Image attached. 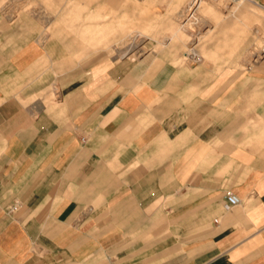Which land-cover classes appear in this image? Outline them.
<instances>
[{"label":"crops","instance_id":"crops-1","mask_svg":"<svg viewBox=\"0 0 264 264\" xmlns=\"http://www.w3.org/2000/svg\"><path fill=\"white\" fill-rule=\"evenodd\" d=\"M234 1L224 28L249 24ZM210 2L179 16L196 41ZM113 13L115 0H0V264H264V61H75L58 23L85 21L89 42ZM125 32L116 60L144 37ZM227 192L240 203L226 208Z\"/></svg>","mask_w":264,"mask_h":264},{"label":"rangeland","instance_id":"rangeland-1","mask_svg":"<svg viewBox=\"0 0 264 264\" xmlns=\"http://www.w3.org/2000/svg\"><path fill=\"white\" fill-rule=\"evenodd\" d=\"M188 1L189 0H115L116 14H113L116 15V18L111 17L104 19L113 20V28L102 36L90 35L91 38L95 39L96 37L94 41L86 35L89 42L86 38V40H83L85 36L81 35L82 32L79 30L81 24L85 23V21L77 19L62 21L58 23V26L73 34L76 49H78L74 58L77 62L83 61L89 56L87 59H90L92 63L107 59L109 63L127 62L133 64L148 56H161L163 58L161 61L168 60L178 69L200 66L204 68H216L217 65L224 67L236 66L248 69L264 61V10H260L259 7L248 0H243L238 11L247 18L249 24L244 26L231 24L230 26L228 23L230 28H224V23L222 24L221 20L224 16H229V10L224 11L223 6L227 4V7H231L235 5L236 1L219 0L217 2L216 0H212L214 1V3L210 2L212 5V12L205 18L209 21V24H207L209 26L202 30L203 33H205L206 30L211 31V35L207 33L208 35L203 38H201L200 35V38L198 37L199 39L196 41L195 37L187 31V29H189L194 32L195 29H198L199 26L196 21L193 19L190 20L188 13L186 17H184V21L179 18ZM22 8L25 11L30 10V7L26 5ZM80 15L84 16L85 13L83 11L81 13V10H76L73 15H69V17L75 18ZM230 18L233 19L232 17ZM101 20L103 19H89L88 21L96 23ZM186 23L190 25H186ZM184 24L186 27H183L180 37L174 40L168 38L174 32V29L182 27ZM127 30L134 32V35H137V31L143 32L144 37L140 39L136 38V40L140 42L138 46L139 50H137L136 47H129L128 50L133 53L116 60V56L112 54L110 48L114 44L113 42L118 43V48H125V42L122 43L121 39ZM198 33L199 31H196L195 34L198 35ZM226 35L238 37L236 38L234 46L235 50L226 49L225 46L222 45V42L219 44L217 43L218 46L215 44L218 40H223ZM97 38H99V40H97ZM232 45L233 42L229 43L230 47ZM193 48L198 52L205 51L209 53L205 56V63H194L190 60L193 55V52L190 50ZM257 53L260 54L259 58L254 57Z\"/></svg>","mask_w":264,"mask_h":264},{"label":"built area","instance_id":"built-area-1","mask_svg":"<svg viewBox=\"0 0 264 264\" xmlns=\"http://www.w3.org/2000/svg\"><path fill=\"white\" fill-rule=\"evenodd\" d=\"M83 142V140H82ZM225 200L227 202L226 208H232L235 207L236 205H238L240 203V199L238 198V196L233 195L229 192H227L225 195Z\"/></svg>","mask_w":264,"mask_h":264},{"label":"bare ground","instance_id":"bare-ground-1","mask_svg":"<svg viewBox=\"0 0 264 264\" xmlns=\"http://www.w3.org/2000/svg\"><path fill=\"white\" fill-rule=\"evenodd\" d=\"M131 47H133V48H134V44H133V45L131 44ZM128 51L130 52V50H128ZM137 52H138V51H137Z\"/></svg>","mask_w":264,"mask_h":264}]
</instances>
